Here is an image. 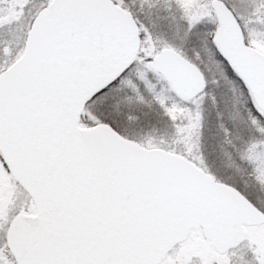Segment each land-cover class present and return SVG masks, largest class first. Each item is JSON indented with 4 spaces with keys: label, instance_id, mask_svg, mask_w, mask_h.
<instances>
[{
    "label": "snow or ice",
    "instance_id": "6c2138e0",
    "mask_svg": "<svg viewBox=\"0 0 264 264\" xmlns=\"http://www.w3.org/2000/svg\"><path fill=\"white\" fill-rule=\"evenodd\" d=\"M262 169L264 0H0V264H264Z\"/></svg>",
    "mask_w": 264,
    "mask_h": 264
},
{
    "label": "rangeland",
    "instance_id": "374dc122",
    "mask_svg": "<svg viewBox=\"0 0 264 264\" xmlns=\"http://www.w3.org/2000/svg\"><path fill=\"white\" fill-rule=\"evenodd\" d=\"M248 158L251 160L254 158H258V156H257V154H250ZM225 163H227V161H225ZM258 179L260 181V184L263 185V183H264V169L261 170V176L258 177Z\"/></svg>",
    "mask_w": 264,
    "mask_h": 264
},
{
    "label": "trees",
    "instance_id": "16d2710c",
    "mask_svg": "<svg viewBox=\"0 0 264 264\" xmlns=\"http://www.w3.org/2000/svg\"><path fill=\"white\" fill-rule=\"evenodd\" d=\"M263 185H264V183H263Z\"/></svg>",
    "mask_w": 264,
    "mask_h": 264
}]
</instances>
